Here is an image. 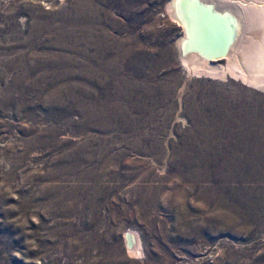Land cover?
Wrapping results in <instances>:
<instances>
[{"label":"rangeland","instance_id":"obj_1","mask_svg":"<svg viewBox=\"0 0 264 264\" xmlns=\"http://www.w3.org/2000/svg\"><path fill=\"white\" fill-rule=\"evenodd\" d=\"M172 1L0 0V264H264V87L189 70Z\"/></svg>","mask_w":264,"mask_h":264},{"label":"bare ground","instance_id":"obj_2","mask_svg":"<svg viewBox=\"0 0 264 264\" xmlns=\"http://www.w3.org/2000/svg\"><path fill=\"white\" fill-rule=\"evenodd\" d=\"M249 1L248 4L237 1L242 8L236 12L229 9L230 11H223L221 15L213 11L215 0L172 1L174 18L183 24L186 31L180 40V47L182 62L189 70L197 75L222 80L229 74L231 77H240L247 84L264 87V0ZM245 28H255L258 32L263 31V34L261 38H252L253 34L246 36ZM223 49L225 55L220 58H225V67L212 64L213 60L219 58L211 59L206 54ZM199 145L196 137L195 142L188 143L187 147L200 149ZM235 161H238L237 165L240 164L238 158ZM227 163L229 165L230 162L226 160ZM138 235L134 231L127 232L126 242L133 255L141 256L143 248Z\"/></svg>","mask_w":264,"mask_h":264},{"label":"water","instance_id":"obj_3","mask_svg":"<svg viewBox=\"0 0 264 264\" xmlns=\"http://www.w3.org/2000/svg\"><path fill=\"white\" fill-rule=\"evenodd\" d=\"M224 49L222 50V51H220V52H217V53H210V54H206L209 58H211V59H217V58H220V57H223V55H225V54H223L224 52Z\"/></svg>","mask_w":264,"mask_h":264}]
</instances>
